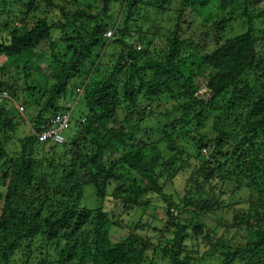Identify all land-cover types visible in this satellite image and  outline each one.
Instances as JSON below:
<instances>
[{
    "label": "trees",
    "instance_id": "1",
    "mask_svg": "<svg viewBox=\"0 0 264 264\" xmlns=\"http://www.w3.org/2000/svg\"><path fill=\"white\" fill-rule=\"evenodd\" d=\"M262 1L0 0V264H264Z\"/></svg>",
    "mask_w": 264,
    "mask_h": 264
},
{
    "label": "rangeland",
    "instance_id": "2",
    "mask_svg": "<svg viewBox=\"0 0 264 264\" xmlns=\"http://www.w3.org/2000/svg\"><path fill=\"white\" fill-rule=\"evenodd\" d=\"M55 2H58V3H60L62 6H65L66 7V9L69 11H77L78 9H84V8H87V4L90 2V3H93V5H95V0H55ZM89 3V4H90ZM122 3H120V1L119 2H113V4H112V8H113V12H114V15L115 16H118L119 14H120V12H121V10H122V8L124 7V5L122 6L121 5ZM213 4V5H212ZM209 5H212V6H214V7H212V6H210L209 7V9H212V14L213 15H216L217 13H219V9L218 8H215V6H216V2H215V0H212V2L211 3H209ZM258 7H264V1H262L259 5H258ZM23 9V8H22ZM176 13H178V10H176V12H174V13H171L172 14V19L174 20V17H176L177 16V14ZM45 15V10L42 8V9H38L36 12H34V17H33V22L32 23H35L36 21H37V19L38 18H40V17H42V16H44ZM20 17H22V14L20 15ZM54 19L56 20V21H59V19H61V11H60V9H57L56 10V16H54ZM159 19V18H158ZM198 21H199V18H197V22H196V24H198ZM82 22L80 21V20H78L77 22H76V26H79L80 24H81ZM200 24V23H199ZM198 24V25H199ZM76 33H77V31L76 30H73V31H71V34L73 35V36H76ZM59 37H61V38H64L62 35H59V34H57ZM211 39H212V34H211V38H210V41H211ZM68 46V45H67ZM8 74V76L10 75V73H7ZM69 100H71L72 101V99H70L69 98ZM19 103H23L24 104V101L22 100V99H20L18 102H17V104L16 105H19ZM28 109V108H27ZM19 112L20 113H22L20 110H19ZM30 112H32L30 109L29 110H26V107H25V111H24V113H22V115L24 116V114H28V115H30ZM83 114H84V107H83V102H82V100H78L77 102H76V104H75V109H74V112H73V118H72V120H73V122H75L76 120H79L82 116H83ZM26 117V116H25ZM28 118V117H27ZM28 124H29V126H28ZM21 126L23 127V128H21V130L19 131V134H22V133H26V134H30L31 132H30V126H31V123H27V124H25V123H23L22 122V124H21ZM66 136H67V134H66ZM47 148H49V146L47 147ZM204 152H206V150H203ZM186 176L187 175H185L184 174V176H181L180 178H178V179H176L175 181H174V184L173 185H169L168 186V189H166L167 190V192L168 193H172V194H174L175 196L176 195H180V196H183V194H184V190H185V178H186ZM93 188V187H92ZM91 191V188L89 187H87V189H86V197H85V200H84V204H86V205H95L96 203H95V200H94V197H90V195H89V192ZM151 198H152V200H156V201H161V204H159L158 205V207H159V210H157V212L159 213V215L160 216H162L163 215V213L165 214L166 213V211H165V208H164V206H165V203L164 202H162V200L160 199V197L158 196V195H152L151 196ZM239 207L241 206V205H238ZM150 212V211H149ZM148 212V209H147V211H146V213H149ZM234 213H236L237 212V209L235 210V211H233ZM142 214H143V210L139 213V215L140 216H142ZM151 217V216H150ZM152 220V219H151ZM145 221H147V222H149V218H148V214L145 216V220H144V223H147V222H145ZM154 220H152V222H153ZM161 223H163V222H161ZM147 224H149V223H147ZM127 233V229H116V230H114L113 231V234L115 235V237L116 238H119V237H121V236H124V234H126ZM233 236V234H230L229 235V237H232ZM150 250H153V249H150ZM151 253H153V252H151ZM158 257H160V253L159 254H157V256H156V259L158 258ZM16 260H18L19 262H15L14 260H13V264H23V262H22V260L21 259H19V257H17V259ZM28 262H30V258L29 259H26ZM161 263H163V262H161Z\"/></svg>",
    "mask_w": 264,
    "mask_h": 264
},
{
    "label": "built area",
    "instance_id": "3",
    "mask_svg": "<svg viewBox=\"0 0 264 264\" xmlns=\"http://www.w3.org/2000/svg\"><path fill=\"white\" fill-rule=\"evenodd\" d=\"M18 109L22 112L24 111V106L18 105L17 106ZM64 122L62 124H60L59 126H52V129L46 130L41 134V139L46 140L50 137L55 138L56 140L62 141L63 138L61 136V132L63 131V129L67 126V122H68V117L64 116L63 117Z\"/></svg>",
    "mask_w": 264,
    "mask_h": 264
},
{
    "label": "clouds",
    "instance_id": "4",
    "mask_svg": "<svg viewBox=\"0 0 264 264\" xmlns=\"http://www.w3.org/2000/svg\"><path fill=\"white\" fill-rule=\"evenodd\" d=\"M111 34L109 33V36H110ZM140 48V47H139ZM16 106H18V105H16ZM25 108V107H24ZM24 111H25V109H24ZM24 111H22V113H24ZM52 138V137H51ZM54 140H56L55 138H54ZM56 141H59V140H56ZM63 141V140H62ZM126 237H127V235H126Z\"/></svg>",
    "mask_w": 264,
    "mask_h": 264
},
{
    "label": "water",
    "instance_id": "5",
    "mask_svg": "<svg viewBox=\"0 0 264 264\" xmlns=\"http://www.w3.org/2000/svg\"><path fill=\"white\" fill-rule=\"evenodd\" d=\"M123 239H126V234H124Z\"/></svg>",
    "mask_w": 264,
    "mask_h": 264
}]
</instances>
